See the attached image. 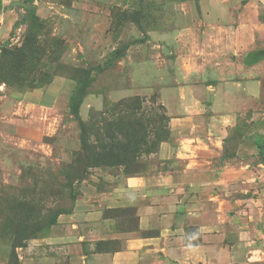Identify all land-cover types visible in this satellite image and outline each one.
Returning <instances> with one entry per match:
<instances>
[{"label": "rangeland", "instance_id": "1", "mask_svg": "<svg viewBox=\"0 0 264 264\" xmlns=\"http://www.w3.org/2000/svg\"><path fill=\"white\" fill-rule=\"evenodd\" d=\"M252 1L247 19L258 21L261 39L264 0ZM19 2L11 6L13 27L0 35V125L16 122L21 131L0 129V264H45L68 251L58 242L94 228L73 220L92 200L94 213L114 219L113 230H136L134 210H103L100 194L128 176L167 169L156 157L159 143L170 139L164 100L188 74L205 72L198 66L205 63V0ZM52 80L53 93L64 91L57 104L21 103L23 91ZM80 88L74 103L70 96ZM263 103L264 94L256 105ZM245 126L243 117L225 157ZM232 212L264 232V179ZM120 247L103 242L97 251ZM70 250L85 252L84 243ZM246 261L264 264V253Z\"/></svg>", "mask_w": 264, "mask_h": 264}, {"label": "crops", "instance_id": "2", "mask_svg": "<svg viewBox=\"0 0 264 264\" xmlns=\"http://www.w3.org/2000/svg\"><path fill=\"white\" fill-rule=\"evenodd\" d=\"M19 3L0 0V35L13 27L11 6ZM252 6V0H205V63L198 65L205 72L188 74L164 100L170 139L159 144L156 157L167 169L128 176L100 194L103 210L133 209L137 231L113 230L114 219L94 213L92 200L73 220L94 228L58 242L68 251L45 264H246L263 256L264 232L229 214L264 179L254 145L264 143V103L256 105L264 94V33L259 39L258 21L247 19ZM53 85L22 92L21 103L57 104L64 91L53 93ZM243 117L247 129L227 159L226 142ZM19 125L5 121L0 129L20 135ZM109 241L121 242L120 249L97 251ZM82 243L85 252L70 250Z\"/></svg>", "mask_w": 264, "mask_h": 264}, {"label": "trees", "instance_id": "3", "mask_svg": "<svg viewBox=\"0 0 264 264\" xmlns=\"http://www.w3.org/2000/svg\"><path fill=\"white\" fill-rule=\"evenodd\" d=\"M18 14V13H17ZM54 80H52L51 82L48 81L44 86L42 87H37V88H31V89H27V90H36V89H43L49 85H51L53 83ZM26 91V90H25ZM24 92V91H23ZM82 88H80L79 90H77V92L71 94L70 96V100L74 101V103L78 100V98H80V95L82 96ZM165 141V140H164ZM163 142V141H161ZM160 142V143H161ZM159 143V144H160ZM254 145L256 146L257 148V154H256V157H257V163L260 164V165H263L264 166V143H262L261 141H258V140H255L254 141ZM159 146V145H158ZM158 149V147H157ZM137 219V218H136ZM134 231H137V227H136V230Z\"/></svg>", "mask_w": 264, "mask_h": 264}]
</instances>
